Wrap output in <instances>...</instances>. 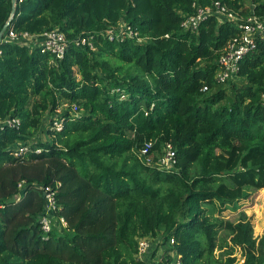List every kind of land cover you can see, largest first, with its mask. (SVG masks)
<instances>
[{"label":"trees","instance_id":"1","mask_svg":"<svg viewBox=\"0 0 264 264\" xmlns=\"http://www.w3.org/2000/svg\"><path fill=\"white\" fill-rule=\"evenodd\" d=\"M249 1L0 0V120L20 121L0 130V264H143L134 259L137 241L156 235L174 241L181 264H235L236 248L242 264H264V230L257 239L250 218L222 224L214 216L264 188V40L240 62L225 105L227 92L212 90L237 23L212 14L196 33L179 27L192 4L264 16V0ZM7 22L19 34L90 38L94 49L70 44L57 60L5 40ZM119 23L143 41L101 38ZM63 104L78 116L64 111L50 141L27 144L42 113L49 124ZM146 141L173 146L171 172L137 160L133 151ZM18 142L42 152L17 156ZM41 187L56 192L47 234Z\"/></svg>","mask_w":264,"mask_h":264},{"label":"built area","instance_id":"2","mask_svg":"<svg viewBox=\"0 0 264 264\" xmlns=\"http://www.w3.org/2000/svg\"><path fill=\"white\" fill-rule=\"evenodd\" d=\"M195 12L193 14L184 15L180 23V31L185 33H196L199 24L209 15H216L221 20L228 19L237 23L239 33L232 37L222 54L217 59L218 71L215 74L216 84H226L236 78L240 70V62L248 55L252 54L257 47V43L264 40V16H255L253 13L246 17H240L229 11L219 2H214L211 7L198 8L196 4H192ZM167 36V35H166ZM101 38L108 42H122L126 39H135L137 42L143 40L138 37V33L123 23H119L114 27L107 28L101 32ZM5 40L25 41L33 45H37L42 53H48L55 59L61 60L70 44L75 47L83 48L85 46L93 50L90 38L77 37L72 41H68L66 37L58 32L51 31L43 33L39 36L28 35L27 33L19 34L13 28H9L5 32ZM52 63V62H51ZM203 91H207V87H203ZM264 102V94L261 97ZM65 107V108H63ZM63 109L70 111L73 116H78L79 112L76 106L63 104L55 110L49 124L51 132H60L63 128L64 118L62 117ZM19 128L20 121L17 118H5L0 120V130L3 127ZM17 156L24 155L28 152L40 154L41 148L29 149L25 144H19L13 149ZM134 156L144 166L150 169L171 172L176 165V155L173 146L166 142L160 146L158 150L154 149L153 141H146L139 148L133 151ZM22 183L18 184L21 193ZM43 199L44 214L39 221L44 234H47L52 224L53 215L56 210V192L52 187H44ZM60 226L65 227L66 222L63 218L58 220ZM134 259L143 264H181V255L174 249V241H162L160 235L144 236L137 241V251Z\"/></svg>","mask_w":264,"mask_h":264},{"label":"rangeland","instance_id":"3","mask_svg":"<svg viewBox=\"0 0 264 264\" xmlns=\"http://www.w3.org/2000/svg\"><path fill=\"white\" fill-rule=\"evenodd\" d=\"M244 3L246 5L251 4L249 0H245ZM219 89H224L227 92V99L222 101L221 104L228 105L233 91L230 89L228 83H226L221 85L218 84L213 88L212 92ZM30 104H32V101L30 102ZM63 111H65V109H63ZM42 114L43 116L40 127L34 131L32 137L27 141V144L29 145L33 144L34 142H46L52 139V135L47 133L49 130L48 119L51 114L49 113L48 115H46V112H43ZM19 144L22 143H16L14 148ZM248 193L250 195L246 200L234 203L233 205L226 207L221 215L218 216L215 214L214 216L222 220V224H224L225 222L234 224L243 216L250 218L251 226L253 227V237L259 239L262 236L264 230V188L256 191L249 190ZM221 229L222 227L217 231L218 238H222L225 235L224 231ZM220 252L221 251L219 250H215L214 255L216 257H219ZM233 256L236 257L235 264H242L243 258L241 257V252L238 248L234 250Z\"/></svg>","mask_w":264,"mask_h":264},{"label":"water","instance_id":"4","mask_svg":"<svg viewBox=\"0 0 264 264\" xmlns=\"http://www.w3.org/2000/svg\"><path fill=\"white\" fill-rule=\"evenodd\" d=\"M11 2H12V5H13V7H14V6H15V0H11ZM13 12H14V9H13L12 12H11V17H12V15H13ZM7 26H8V22L5 24V26L3 27V30H2V31H5L6 28H7ZM0 42H1V35H0Z\"/></svg>","mask_w":264,"mask_h":264},{"label":"clouds","instance_id":"5","mask_svg":"<svg viewBox=\"0 0 264 264\" xmlns=\"http://www.w3.org/2000/svg\"><path fill=\"white\" fill-rule=\"evenodd\" d=\"M49 124H50V122H49ZM49 124H48V128H49Z\"/></svg>","mask_w":264,"mask_h":264}]
</instances>
